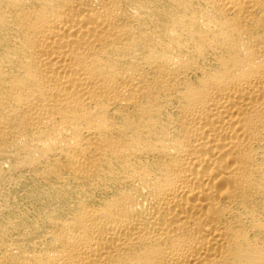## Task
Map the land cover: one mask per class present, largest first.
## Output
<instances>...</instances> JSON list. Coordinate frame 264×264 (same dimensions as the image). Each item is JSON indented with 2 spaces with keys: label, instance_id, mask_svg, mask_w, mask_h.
<instances>
[{
  "label": "bare ground",
  "instance_id": "obj_1",
  "mask_svg": "<svg viewBox=\"0 0 264 264\" xmlns=\"http://www.w3.org/2000/svg\"><path fill=\"white\" fill-rule=\"evenodd\" d=\"M0 264H264V0H0Z\"/></svg>",
  "mask_w": 264,
  "mask_h": 264
}]
</instances>
